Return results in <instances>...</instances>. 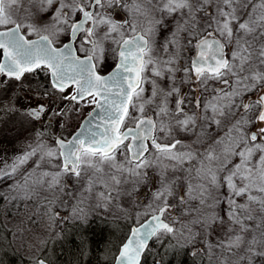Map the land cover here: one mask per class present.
Here are the masks:
<instances>
[{
    "label": "snow or ice",
    "instance_id": "6c2138e0",
    "mask_svg": "<svg viewBox=\"0 0 264 264\" xmlns=\"http://www.w3.org/2000/svg\"><path fill=\"white\" fill-rule=\"evenodd\" d=\"M0 54V107L45 129L0 158V208L24 205L8 218L21 246L60 239L65 196L86 225L99 209L127 218L145 185L115 264H142L166 237L207 264H264V0H0ZM70 114L77 130L56 135Z\"/></svg>",
    "mask_w": 264,
    "mask_h": 264
},
{
    "label": "trees",
    "instance_id": "16d2710c",
    "mask_svg": "<svg viewBox=\"0 0 264 264\" xmlns=\"http://www.w3.org/2000/svg\"><path fill=\"white\" fill-rule=\"evenodd\" d=\"M138 201L143 200V192H138ZM146 202V200L144 201ZM132 215L125 217L89 215L88 224L78 220H61L57 233L60 239L43 245L37 256L56 264H112L113 258L126 237L130 225L135 223ZM0 264H32V259L14 251L9 243V232L0 224ZM83 241V243H82ZM175 239L166 237L161 242L150 241L142 264H205L206 257L193 256L191 245L172 247Z\"/></svg>",
    "mask_w": 264,
    "mask_h": 264
},
{
    "label": "rangeland",
    "instance_id": "374dc122",
    "mask_svg": "<svg viewBox=\"0 0 264 264\" xmlns=\"http://www.w3.org/2000/svg\"><path fill=\"white\" fill-rule=\"evenodd\" d=\"M150 75V73H149ZM30 80H32L35 84V81L29 77ZM189 89L186 88V92H188ZM9 95L13 96L14 98L16 96H23L24 93L16 91V92H11ZM32 100H35L33 98ZM13 103L15 104V99L13 100ZM19 104L26 105L25 100L22 99ZM3 107H0V158L3 160H7L8 162H11V160L15 157L20 155L26 148V146L30 143L33 142V136H34V131L35 130H45L44 127L40 124L35 125L34 130H29L25 131L24 129L27 128V125H22L21 120L19 116L14 113V112H8L6 111L9 101L7 99H4L2 101ZM17 107L19 105H16ZM23 111V109H21ZM73 116V120L70 121V124L72 125L68 129L64 130L63 132L57 130L55 132L56 135H61L64 137H67L78 125L80 122L81 118L76 117L75 114H70ZM226 130V129H225ZM51 131V130H49ZM217 133L220 135H223V132H221L219 129H217ZM26 168L31 169L32 168V161H29L27 165H25ZM66 184H67V191L69 194L73 192H77L79 190V185L75 183L74 178H68L66 179ZM154 190V186H145V185H140L137 188L138 192H143L144 196L142 197L144 201L140 200L143 203H139L138 199V194H136L133 197L130 198H124L126 202L123 204V207L128 210L129 215H132L136 221V212L142 211L143 206L148 203V200L151 196V192ZM223 191V190H222ZM63 195V194H61ZM65 203L62 205H59L57 207V211L60 212L61 217L66 220V219H71V213H72V206L76 204V199H72L69 196L64 197ZM242 202V201H241ZM94 203V201H93ZM223 206V205H222ZM24 210V205L22 202H17L15 205L11 206V210L8 208H0V221H3L2 225L5 226L6 230L9 232V243L14 249L15 252L23 255L27 259H33V254L35 255L38 254L40 250L43 249V245L40 246V249L37 250L36 248H29L27 244H24L21 246V242L18 238H16L12 233V222L10 221V218L15 212L20 211L23 212ZM105 215V216H115V217H124L122 213L120 214H113V213H106L103 209H99L94 212H90L89 215ZM61 219V220H63ZM46 220V218H45ZM54 226L53 230L57 233V228L60 223V221ZM29 228H31V225H28ZM42 235H44V228L43 226H40L37 228V230L34 233V238L39 239ZM222 235V234H221ZM216 238H213V242L215 241ZM200 245L196 246V249L198 250ZM207 264V258H206V263Z\"/></svg>",
    "mask_w": 264,
    "mask_h": 264
},
{
    "label": "flooded vegetation",
    "instance_id": "af4514ba",
    "mask_svg": "<svg viewBox=\"0 0 264 264\" xmlns=\"http://www.w3.org/2000/svg\"><path fill=\"white\" fill-rule=\"evenodd\" d=\"M30 77L35 82H40V83H44V84H47L48 83V80H49V76L45 72H38L36 75L30 76ZM182 91L186 92V88H184ZM24 100H25L26 105L34 104L35 103V100H29L27 98H25ZM143 196H144V194H143Z\"/></svg>",
    "mask_w": 264,
    "mask_h": 264
},
{
    "label": "water",
    "instance_id": "95a60500",
    "mask_svg": "<svg viewBox=\"0 0 264 264\" xmlns=\"http://www.w3.org/2000/svg\"><path fill=\"white\" fill-rule=\"evenodd\" d=\"M36 37H32V39H35ZM3 59V56H2V54H1V56H0V60H2ZM78 128V127H77ZM77 128L74 130V131H76L77 130ZM73 131V132H74ZM68 138H70V136L68 137ZM134 226H136V225H132L131 227H130V229L132 228V227H134ZM130 232V231H129ZM129 234V233H128ZM120 247V246H119ZM118 255V251H117V253H116V255L115 256H117ZM47 264H56V263H54V262H51V263H48L47 262ZM112 264H115V261L113 260V262H112Z\"/></svg>",
    "mask_w": 264,
    "mask_h": 264
}]
</instances>
